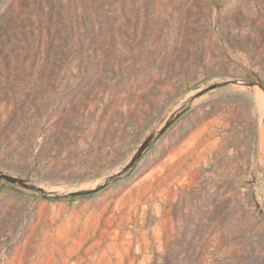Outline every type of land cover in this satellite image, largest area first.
Wrapping results in <instances>:
<instances>
[{"label":"rangeland","instance_id":"374dc122","mask_svg":"<svg viewBox=\"0 0 264 264\" xmlns=\"http://www.w3.org/2000/svg\"><path fill=\"white\" fill-rule=\"evenodd\" d=\"M261 85L264 0H0V264H264Z\"/></svg>","mask_w":264,"mask_h":264},{"label":"water","instance_id":"95a60500","mask_svg":"<svg viewBox=\"0 0 264 264\" xmlns=\"http://www.w3.org/2000/svg\"><path fill=\"white\" fill-rule=\"evenodd\" d=\"M261 87L264 89V86H262V85H261ZM5 179H6L7 181H9V182L13 181V179H12V178H10V177H7V176H5Z\"/></svg>","mask_w":264,"mask_h":264}]
</instances>
